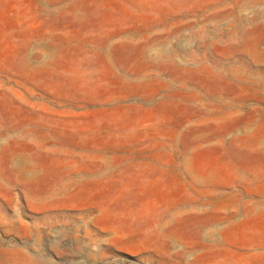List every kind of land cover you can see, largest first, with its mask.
<instances>
[{
  "label": "rangeland",
  "instance_id": "rangeland-1",
  "mask_svg": "<svg viewBox=\"0 0 264 264\" xmlns=\"http://www.w3.org/2000/svg\"><path fill=\"white\" fill-rule=\"evenodd\" d=\"M0 264H264V0H0Z\"/></svg>",
  "mask_w": 264,
  "mask_h": 264
}]
</instances>
